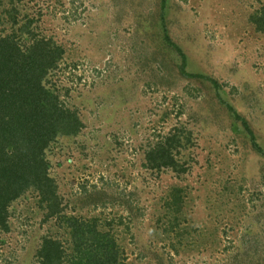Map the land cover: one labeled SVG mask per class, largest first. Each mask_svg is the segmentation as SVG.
Returning a JSON list of instances; mask_svg holds the SVG:
<instances>
[{
    "label": "rangeland",
    "instance_id": "1",
    "mask_svg": "<svg viewBox=\"0 0 264 264\" xmlns=\"http://www.w3.org/2000/svg\"><path fill=\"white\" fill-rule=\"evenodd\" d=\"M264 0H0V34L61 56L45 79L83 126L46 151L62 212L35 189L9 208L0 264H39L46 237L72 247L68 217L110 223L129 264H264ZM15 22V23H14ZM223 85L222 97L204 77ZM58 56V57H59ZM178 134L180 162L149 147ZM186 167V171H182Z\"/></svg>",
    "mask_w": 264,
    "mask_h": 264
},
{
    "label": "trees",
    "instance_id": "2",
    "mask_svg": "<svg viewBox=\"0 0 264 264\" xmlns=\"http://www.w3.org/2000/svg\"><path fill=\"white\" fill-rule=\"evenodd\" d=\"M259 31L264 32V11L252 16ZM15 23V22H14ZM165 29V40L174 44L182 57V74L208 78L217 88L218 99L234 116L235 107L222 97L223 85L206 75L187 71L188 56L176 45ZM49 41L35 40L25 49L15 34H0V230L8 229L11 203L28 189H35L47 204L48 217L62 212L54 180L48 173L46 151L59 132H77L83 119L76 109L64 104L60 93L47 88L45 79L61 56ZM244 126L251 135L252 146L264 156L249 122ZM182 144L178 134L167 136L151 145L145 153L150 168L177 169L179 161L173 148ZM186 171V167H182ZM110 223L100 219L68 217L72 230V247L57 238L46 237L37 251L39 264H129L125 250L113 234Z\"/></svg>",
    "mask_w": 264,
    "mask_h": 264
}]
</instances>
